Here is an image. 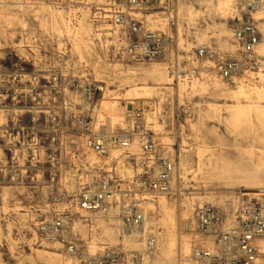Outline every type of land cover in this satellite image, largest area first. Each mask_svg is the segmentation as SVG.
Returning <instances> with one entry per match:
<instances>
[{"label": "rangeland", "instance_id": "1", "mask_svg": "<svg viewBox=\"0 0 264 264\" xmlns=\"http://www.w3.org/2000/svg\"><path fill=\"white\" fill-rule=\"evenodd\" d=\"M240 1L142 6L140 15L172 42L166 56L134 61L104 58L93 41L92 14L108 0H0V264H81L59 242L36 243L37 224L72 209L81 185L95 184L102 171L131 172L140 162L141 137L105 158L83 150L78 116L95 134L119 135L129 124V106L143 108L160 155L178 163L171 190L145 196V239L156 235V250L130 264H202L192 260L193 250L219 246L214 232L198 231V207L223 208L224 226L234 223L242 204L264 208V0L261 14H251L262 65L233 81L215 69L219 57L242 59L234 40L241 14L231 8ZM202 45L215 55L198 58ZM239 78L251 86H234ZM96 159L99 164L86 162ZM117 218L97 219L91 235L82 227L81 250L90 241L94 252L103 244L144 250L145 239ZM257 245L254 264H264V235Z\"/></svg>", "mask_w": 264, "mask_h": 264}, {"label": "built area", "instance_id": "2", "mask_svg": "<svg viewBox=\"0 0 264 264\" xmlns=\"http://www.w3.org/2000/svg\"><path fill=\"white\" fill-rule=\"evenodd\" d=\"M157 0H108L95 7L91 21L93 41L104 58L145 61L166 56L171 37L151 25L140 15L142 6ZM260 0H241L235 7L241 19L234 27V40L242 54L236 57L217 58L215 69L225 81H233L246 70L262 65L257 46L260 30L251 14L260 7ZM35 47L37 41H32ZM29 46V58L36 57ZM214 52L202 45L196 56L203 60ZM216 57V56H215ZM98 88L95 89V92ZM129 124L119 135L95 134L91 122L78 116L76 121L85 132L86 147L98 157L105 158L111 148H129L136 137L145 138L141 145V159L131 172L104 170L95 184H82L74 195L72 209L57 211L50 220H42L36 226V243L59 242L69 257L81 264H130L132 259L143 258L156 250V240L148 236L142 251H128L124 247L103 244L101 250L86 253L83 240L74 231L76 221L87 225L90 235L97 229L96 220L117 210L122 225L129 230L142 228L145 221L143 202L146 194L168 193L178 171V163L169 156H161L159 147L152 140L143 124V108L131 105ZM137 197V199H136ZM118 208V209H117ZM225 210L213 204L196 209V227L202 234L214 232L219 249L196 247L192 260L202 264H254L259 255L257 240L264 235V208L257 202L242 204L235 212L232 225L224 226ZM131 257V258H130ZM131 259V261H130Z\"/></svg>", "mask_w": 264, "mask_h": 264}, {"label": "bare ground", "instance_id": "3", "mask_svg": "<svg viewBox=\"0 0 264 264\" xmlns=\"http://www.w3.org/2000/svg\"><path fill=\"white\" fill-rule=\"evenodd\" d=\"M236 7V5H235V2L233 3V5L231 6V8H235ZM230 8V9H231ZM257 13V15H259V14H261V12L260 11H256ZM261 44H262V41L261 42H259V44H258V46H257V50L259 49V52H261L262 53V50H261ZM259 75H261V73H259ZM261 78V77H260ZM238 85H242V86H251V85H249V84H247V83H245V80L243 79V78H239V79H237L236 80V83H235V85L234 86H238ZM81 142V146H82V148H83V150H85V146H86V143H85V141H80ZM167 152V151H166ZM88 155V153H86V156ZM86 162L87 163H90V164H92V165H94V164H99V161L96 159V160H86ZM87 180L88 181H91L92 180V175H88L87 176ZM79 187V184H77V187L76 188H78ZM145 202L146 201H144L143 202V210H144V213H145V221H144V224H143V226H142V228H140V229H134V230H132L131 231V233L132 234H135V235H137V236H142L144 239H145V234H146V227H147V216H148V212H147V209H146V207H145ZM118 209V208H117ZM196 211V210H195ZM107 218H116L118 221H119V219L117 218V210H115V211H113L112 212V214L111 215H109V216H107ZM85 226H87L86 224H84L82 221H77V222H75V224H74V231L77 233V234H79L80 236H82V232H81V228L82 227H85ZM149 235H152V236H154L155 237V240H156V242H155V244H157V237H156V235H154V234H149ZM147 240H148V236L146 237V239H145V243L147 244ZM91 242V241H90ZM90 242H89V244L88 245H86V253H93L94 251H95V247H96V242H93L92 241V244H90ZM208 249H210V250H212L213 248H208ZM53 254H56V253H53ZM51 257H54V259H57V256H51Z\"/></svg>", "mask_w": 264, "mask_h": 264}, {"label": "water", "instance_id": "4", "mask_svg": "<svg viewBox=\"0 0 264 264\" xmlns=\"http://www.w3.org/2000/svg\"><path fill=\"white\" fill-rule=\"evenodd\" d=\"M129 108H131V106H129Z\"/></svg>", "mask_w": 264, "mask_h": 264}]
</instances>
